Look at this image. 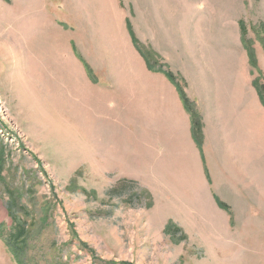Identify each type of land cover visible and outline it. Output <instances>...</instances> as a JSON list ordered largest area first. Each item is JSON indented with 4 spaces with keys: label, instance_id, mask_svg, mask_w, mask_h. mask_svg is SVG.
I'll list each match as a JSON object with an SVG mask.
<instances>
[{
    "label": "rangeland",
    "instance_id": "1",
    "mask_svg": "<svg viewBox=\"0 0 264 264\" xmlns=\"http://www.w3.org/2000/svg\"><path fill=\"white\" fill-rule=\"evenodd\" d=\"M0 264H264V0H0Z\"/></svg>",
    "mask_w": 264,
    "mask_h": 264
},
{
    "label": "trees",
    "instance_id": "2",
    "mask_svg": "<svg viewBox=\"0 0 264 264\" xmlns=\"http://www.w3.org/2000/svg\"><path fill=\"white\" fill-rule=\"evenodd\" d=\"M128 27V30H130V27L129 26H127ZM239 28H241L242 29V24H240L239 23ZM130 37H131V39L135 42V39H134V36L132 35V32H130ZM163 75L167 78V80L169 81V82H171L173 85H175L176 86V84L178 85V83H177V81L173 78V76H172V74L171 73H169V72H163ZM180 95H181V99H182V102H183V104L186 106V108L188 109V103H187V100H186V98L184 97V95H183V93L182 92H180ZM218 206L219 207H222V208H225V206L222 204V203H218ZM14 234H16V236H15V238L17 239V241L18 240H21V235L20 234H17V231H15L14 232Z\"/></svg>",
    "mask_w": 264,
    "mask_h": 264
}]
</instances>
